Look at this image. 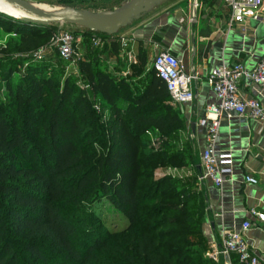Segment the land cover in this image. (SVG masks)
Masks as SVG:
<instances>
[{
  "label": "trees",
  "instance_id": "1",
  "mask_svg": "<svg viewBox=\"0 0 264 264\" xmlns=\"http://www.w3.org/2000/svg\"><path fill=\"white\" fill-rule=\"evenodd\" d=\"M56 29L0 15V30L17 36L0 46V69L11 78L19 67L12 55L37 53ZM97 35L103 46L79 64L87 88L48 77L50 54L0 98V264H216L205 257L207 200L197 169L191 186L153 176L162 160L192 162V141L191 150L163 159L143 153L148 130L169 138L185 120L153 68L142 83L101 68L102 55L120 60L121 48L118 34ZM136 59L140 70L147 66L145 52ZM104 204L128 222L123 230L106 227Z\"/></svg>",
  "mask_w": 264,
  "mask_h": 264
},
{
  "label": "crops",
  "instance_id": "2",
  "mask_svg": "<svg viewBox=\"0 0 264 264\" xmlns=\"http://www.w3.org/2000/svg\"><path fill=\"white\" fill-rule=\"evenodd\" d=\"M25 1L38 7L70 2L81 10L105 12L116 10L129 0ZM229 15L223 0H165L125 30L133 40L136 56L143 51L148 61H153L160 51H169L182 62L187 73L197 77L193 83L194 102L176 107L189 128L199 174L206 144V110L209 105L218 104L206 84L207 75L223 64L242 63L251 70L264 54V23L249 20L228 32ZM104 58L109 71L117 76L126 75L128 66L124 67V60H118L110 50ZM239 91L244 98L258 99L264 106V88L242 81ZM217 146L220 153L232 155V173L225 176L221 189L210 181L199 185L207 200L205 257L220 247L225 232L240 231L242 224L249 221L251 229L244 233V238L264 264V224L250 213L253 209L264 213V122L248 116H223ZM249 175L259 181L257 185L246 183ZM230 262L237 264V257L233 256ZM216 264H229V259L220 257Z\"/></svg>",
  "mask_w": 264,
  "mask_h": 264
},
{
  "label": "built area",
  "instance_id": "3",
  "mask_svg": "<svg viewBox=\"0 0 264 264\" xmlns=\"http://www.w3.org/2000/svg\"><path fill=\"white\" fill-rule=\"evenodd\" d=\"M224 6L229 9L227 31L230 32L235 25L244 24L249 20L264 23V0H223ZM198 7V4H195ZM53 33L52 41L60 58L69 65L77 61L79 55L76 46L80 42L75 33L68 25H57ZM120 44V58L130 63H137L136 53L133 50V40L127 34L118 35ZM94 47L104 43L103 38L94 33L92 36ZM38 60L44 58L41 51L36 55ZM152 68L156 76L166 85L175 106L191 104L195 100L193 83L197 79L195 75L187 73L182 62L169 51H160L152 62ZM242 81H248L255 86L264 88V54L256 66L249 70L242 63L231 66L221 65L212 69L206 78V84L215 94L218 104L209 105L206 110L205 127V149L201 155V173L198 176L200 183L210 181L217 189H221L225 176L232 173V155L220 153L217 142L223 116L227 118L236 116H248L253 120L264 122V106L258 99L244 98L239 85ZM246 183L257 185L258 180L249 175L245 178ZM264 224V213L255 209L250 211ZM251 229V223L245 221L240 231H227L223 234L222 243L219 248L208 254V258L218 263L220 257L229 259L236 256L239 264H262L260 258L255 254L244 238V233Z\"/></svg>",
  "mask_w": 264,
  "mask_h": 264
},
{
  "label": "rangeland",
  "instance_id": "4",
  "mask_svg": "<svg viewBox=\"0 0 264 264\" xmlns=\"http://www.w3.org/2000/svg\"><path fill=\"white\" fill-rule=\"evenodd\" d=\"M42 8L60 9V8H65V6L64 4L56 3L55 6H42ZM127 28L120 30L118 32V35L125 34L127 32L125 31ZM56 30L58 31V29ZM74 30H75L74 31L75 35L78 38H80L79 40L80 42L76 46V52L79 55L77 61H74L72 65L62 63L59 60V58L56 57L55 47L52 39L44 42L42 47L38 50V52L33 55H28V56L12 55L11 58L12 61L10 60V62L13 64L18 63L19 67L17 72L14 73L11 78L8 77L7 68L0 69V98L3 99L5 96L6 84L7 83L17 84L20 81V79L23 77L24 70H26L28 66H31L33 61L38 60L35 57L36 55H39L41 51L46 56L50 54L54 55V60L51 62L50 67H48V71H47L48 77L57 80L61 84L67 77H71L73 78V80L75 81L78 87L87 88L86 83L81 77V73L79 71V64L86 58L85 56L86 51L88 50L91 51L94 48V43L92 42V38L84 33L83 29L77 28ZM16 39L17 36L14 33H6L0 30V46H2L3 49L5 48V45L8 41H13ZM100 46H103V44ZM102 56L103 58L99 59L100 62L99 65L101 66V68L104 69V66L107 65V60L104 59V55ZM3 57L7 59L9 55L5 54ZM152 62L153 61L149 60L147 66H145L142 70H140L138 64L130 63L128 60H126L124 62L125 63L124 67L128 66L126 71V76L131 74L132 79L134 81H137L138 83L145 82V78L147 74L152 69ZM141 143L143 146L144 156L151 157L156 154V155H160L162 159L167 158L171 155H176L177 153H184V152L186 153L187 149H190V147H192L191 139L189 137L188 127H186V129L183 132H180L169 138H164L155 131L148 130L141 137ZM194 152L195 151L193 149V154L195 158L193 159L192 162L190 161L187 162L186 166L181 165L180 167H172L166 165L162 160V162L160 163V167L157 168L153 174L154 178L162 179L166 176H171L174 178V180L178 181L179 186L182 185L191 186V184L194 182L195 171H196L195 169L198 163V159L196 158L197 156ZM178 191L180 192V190ZM103 216L107 220L106 227L112 231L123 230L128 224V222L125 221L124 217L121 214L117 213L113 208H111L107 204H104Z\"/></svg>",
  "mask_w": 264,
  "mask_h": 264
},
{
  "label": "water",
  "instance_id": "5",
  "mask_svg": "<svg viewBox=\"0 0 264 264\" xmlns=\"http://www.w3.org/2000/svg\"><path fill=\"white\" fill-rule=\"evenodd\" d=\"M165 0H129L113 11L92 12L72 7L48 9L35 6L25 0H0V15L19 23L39 27L68 25L86 29L92 33L114 36ZM201 170V169H200Z\"/></svg>",
  "mask_w": 264,
  "mask_h": 264
}]
</instances>
